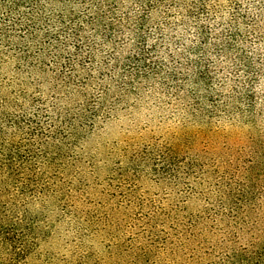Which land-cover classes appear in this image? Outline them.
Masks as SVG:
<instances>
[{
    "label": "rangeland",
    "instance_id": "rangeland-1",
    "mask_svg": "<svg viewBox=\"0 0 264 264\" xmlns=\"http://www.w3.org/2000/svg\"><path fill=\"white\" fill-rule=\"evenodd\" d=\"M209 1L230 19L236 0ZM238 1L264 22L251 4L258 0ZM39 8L0 0V146L31 151L27 173L44 190L29 205V251L19 256L0 243V264H179L169 248L178 252L192 223L218 229L210 243L226 247L237 198L257 197L264 212V42L251 22L243 26L250 66L236 51L226 62L216 57L213 101L205 84L195 92L199 56L181 48L159 13L164 44L152 57L163 70L137 77L129 59L140 40L131 33L105 47V36L78 21L80 43L59 7ZM172 16L183 19L177 9ZM198 95L202 110L194 111Z\"/></svg>",
    "mask_w": 264,
    "mask_h": 264
},
{
    "label": "trees",
    "instance_id": "trees-1",
    "mask_svg": "<svg viewBox=\"0 0 264 264\" xmlns=\"http://www.w3.org/2000/svg\"><path fill=\"white\" fill-rule=\"evenodd\" d=\"M11 3L16 8L21 3H27L33 8L40 6L39 9H44L46 6L59 7L72 23L67 27L69 36L75 37L80 43L87 38L82 34L83 31L77 28L75 22L78 21L93 25L94 30L101 37L105 36V44H103L105 47L106 44L111 46L113 41L116 43L118 39L131 33L140 40L136 53L129 59L136 70L137 77L142 76L143 70L147 68H152L156 74L163 70V59L154 60L152 57V54L160 51V46L164 44V24L155 17L159 13L169 26L168 29L172 31L173 37L183 40L181 48L189 54L199 56V59L195 61L200 68L195 73V86L199 88H195V92L200 91V85L203 83L207 86L205 96L213 101H215L213 89L215 77L211 67L217 65L216 57L226 62L230 53L236 51L240 62L250 66V60L243 48L248 42V33L243 31L245 21L251 22L256 39L261 44L264 42V32H261V29H264V22L259 23L260 20L255 17L251 19L248 9H244L242 2L238 0L232 7L233 12L232 15L230 13L228 21L217 4L209 0H11ZM251 4L261 16L264 15V0ZM176 9L183 15L180 23L172 18V13ZM11 12L13 13L14 10ZM191 18L195 21L198 43L193 39L190 40L188 36ZM220 26L222 29H219ZM151 32L156 35V39L149 48L147 44L150 42ZM213 39L214 42H212ZM126 42L124 41L123 44L120 42L122 50L126 48L128 44ZM212 44H214L213 48ZM168 50L174 65L182 67L184 58L176 51L170 48ZM112 60L119 63L117 53H114ZM177 72L183 76L182 80L188 79L186 69L181 68V71ZM177 72L176 70L171 72L170 78L177 80L178 83ZM122 76L123 79L130 78V82L134 80V77H131L134 76L133 73L130 77ZM125 83L128 82L125 81ZM167 85L169 84L164 87L169 88ZM176 86L178 89L176 91H180V84ZM251 92V89H247L244 95L252 97ZM216 96L222 98L223 95ZM195 97L197 101L193 105V110H202L200 96ZM24 153H31V151H24ZM25 154L21 147L0 146V243L7 245L8 252L13 251L19 256L30 249L28 242L33 222L29 218V205L33 199L44 194L38 178L27 173L31 166L28 165L29 159L25 157ZM24 162L27 163L24 164ZM242 196L247 198H237L236 207L239 211L233 217L235 225L232 223L226 229L229 230V234L225 237L228 243L226 247H222L219 243H210L214 240V235H219L218 229L209 226L198 227L197 224L192 223L190 228H185L183 233L185 241L180 247L178 246V252L170 246V252L175 256L172 261L179 264H264V212L260 209L259 203L253 202L257 197H251L252 195L248 197L245 194ZM245 208H247L246 212H244ZM245 237H247L246 242L243 241ZM144 254L145 257L150 256L148 252Z\"/></svg>",
    "mask_w": 264,
    "mask_h": 264
}]
</instances>
